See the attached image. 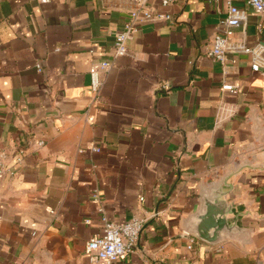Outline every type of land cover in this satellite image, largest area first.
Segmentation results:
<instances>
[{"label":"crops","instance_id":"obj_1","mask_svg":"<svg viewBox=\"0 0 264 264\" xmlns=\"http://www.w3.org/2000/svg\"><path fill=\"white\" fill-rule=\"evenodd\" d=\"M235 4L247 16L231 40L246 50L219 62L207 50L226 0H148L171 18L141 24L118 57L130 2L0 0V149L15 170L0 175V264H105L86 252L104 216L145 219L135 250L111 264H264V75L251 51L264 13ZM106 59L94 101L89 69ZM239 168L245 237L188 233L200 195Z\"/></svg>","mask_w":264,"mask_h":264},{"label":"built area","instance_id":"obj_2","mask_svg":"<svg viewBox=\"0 0 264 264\" xmlns=\"http://www.w3.org/2000/svg\"><path fill=\"white\" fill-rule=\"evenodd\" d=\"M42 3L50 2L51 0H40ZM133 4L131 9V15L125 22L123 28L116 33L114 42V56H123L128 54V41L133 39L140 31V25L153 20L170 19V14L155 13L153 10L147 7L148 0H123ZM175 0H161L163 6H167ZM229 4L227 16L221 21L222 29L213 38L210 46L208 47L207 54L215 58L219 62H225L228 52L245 51L246 46L243 44L235 43L231 40V36L234 30L239 27L246 20V11L240 9L235 0H226ZM256 12L264 13V0H247ZM254 54V62L252 69L254 72L264 75V57L262 52L264 51V43L256 44L252 49ZM112 61L109 59L102 60L100 62H94L90 69V88L93 92V100H100V91L103 86V74L106 73L112 66ZM38 71L43 70L41 62L36 64ZM167 87V86H165ZM223 90L231 93L238 92V86L234 83L225 82L222 85ZM231 112V110L229 111ZM39 145H44V140L38 142ZM94 152H100V146H93L91 148ZM7 153L5 150L0 149V175L14 174L15 170L12 167L7 166ZM17 163L23 161V150H19V155L16 158ZM93 199L99 201V195L93 193ZM99 211H103V207H99ZM104 226L102 234L92 237L86 244V252L91 262H102L105 264H111L121 258L126 257L133 252L139 244L141 233L145 225V219L132 216L125 222H114L108 217H103Z\"/></svg>","mask_w":264,"mask_h":264},{"label":"water","instance_id":"obj_3","mask_svg":"<svg viewBox=\"0 0 264 264\" xmlns=\"http://www.w3.org/2000/svg\"><path fill=\"white\" fill-rule=\"evenodd\" d=\"M240 169L232 170L200 195L201 206L185 222L188 233L212 244L222 242L227 235L245 237L240 219L246 212L237 208L236 199L232 197V177Z\"/></svg>","mask_w":264,"mask_h":264}]
</instances>
